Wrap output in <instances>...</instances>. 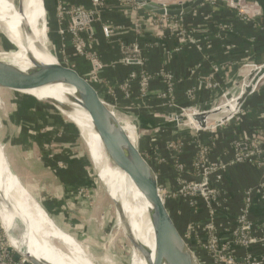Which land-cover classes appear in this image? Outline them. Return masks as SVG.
Returning a JSON list of instances; mask_svg holds the SVG:
<instances>
[{
    "label": "built area",
    "instance_id": "1",
    "mask_svg": "<svg viewBox=\"0 0 264 264\" xmlns=\"http://www.w3.org/2000/svg\"><path fill=\"white\" fill-rule=\"evenodd\" d=\"M213 1L215 0L207 2ZM55 2L58 3L57 10H60V12L56 16V10L54 16L59 21L66 23L69 30V32L61 30V35L66 32L73 35L71 37L73 51L76 55L88 61L89 70L94 71L96 75V71L105 67L115 69V66H124L129 68L128 73L125 75L126 79L117 83V85L122 87L121 94L126 97L125 99H134L133 94L136 93L137 100L139 97H141V100H145L146 95L148 93L150 95V85L155 80H159L165 85V90L162 91L163 97L166 93L167 96H171L173 99L166 100V103H171L169 106L173 110L167 113L166 121L171 120L174 115H180L184 118V123L172 127L173 137L165 139L167 155H162L159 152L155 154V158L159 161V164H167L173 171L176 186L175 190L167 197L185 201L187 208L194 215L199 214L201 208H204L210 214L211 218L209 221L198 219V216H195L197 220L190 221V223L192 222L191 229L197 233H199L201 225L206 226V234L203 237L204 239H201V242L199 241V246L210 252V255H208L210 260L218 264H264V232L262 226L250 215L253 199L257 198L258 202L264 201V99L258 106L261 111L257 116L260 121L258 126L251 130L250 133H242L229 144L221 146L223 142H226L224 140V131L226 129H231L234 134L238 131L237 127L240 126H232L230 121H238L237 125H240V107L245 102L238 107L235 106L232 110L228 108L221 109L223 99H232L231 97L227 98L229 90L226 85L230 84V87L236 89L240 87V92L236 97L240 96L243 92V86L245 84L248 85L250 82L248 76L251 70H259L263 67L264 60L257 62L252 58L253 55H247L244 64H234L236 76L230 77L224 82L219 80L218 74L226 66H211V71L208 74L199 76L195 87L184 91L185 96L191 101H194L197 97H202L201 99H203L206 96L209 97L208 101L188 106L178 105L174 102V97L176 96V88L181 84L182 79L177 78L166 62L160 63L159 71L151 73L148 70V57L145 52H147V48L152 41L148 36L149 31L143 28L142 22L146 19V23L150 26L152 33L156 31L160 38H173L175 41L180 42V46L190 44L197 48L204 46L209 49L211 48L210 39L212 38L208 35L205 38L197 36V32L201 30V25H193L194 27L188 28L183 23L182 16L168 17L148 13L132 0H86L87 4H73L71 0H54ZM246 2L250 5L247 11H254L253 14H249L246 11H242V13L237 11L238 16L246 22L256 21V17L259 15L256 12L260 8L259 3L256 0H246ZM112 10L119 11L129 24L128 27L123 24L116 26L117 32L119 33V28L122 27L123 32H131V38L123 43L126 44L125 46H120L121 54L119 53L117 58L108 62L100 59V63H98L93 58V55L96 56L99 40L96 39L92 20L95 18L100 22V30L105 40L109 39V42L113 43L115 36H111L113 33L112 29L101 18L105 11L109 12ZM196 27H200V29ZM224 31H222L220 25L217 26L219 36ZM82 32L85 35H82ZM87 34L90 40H88ZM229 47L232 49L235 44L231 42ZM163 50L166 52L165 49ZM179 50L180 48L176 49V52ZM168 56L170 58L173 55L168 53ZM247 66L249 68L248 71H243L244 74L242 75L241 68ZM194 68H191V73L202 68V64L197 63ZM240 76L247 77L243 78L244 80L247 79V81L239 86L237 78ZM263 78L264 74L257 80L247 98L255 93L257 87L260 86L259 82ZM112 89V93L107 92L108 95L106 93L105 95L118 106L116 103L118 99L115 95H112L114 94ZM118 107L130 121L132 119L137 121L138 124L136 126L139 128L138 120L130 116L127 111L128 108L125 106ZM210 111H219L222 116L225 115V118H221L222 116L220 118H206L204 121L205 127H201L198 121L194 119V116ZM246 113L247 111L245 110L244 115ZM233 123L236 124L235 122ZM156 129L164 130V127L158 126ZM180 129L182 130V137L177 140L174 135ZM206 130H210V133L205 134ZM205 137L206 139H204ZM210 150L213 152L217 151V154L214 153V156H210ZM193 152L195 155L192 157ZM186 153L189 154L187 160L181 157V155L184 156ZM246 166L257 169L260 172V176L254 185L242 190L236 213L233 216L229 213L228 198L225 193L223 178L225 173L230 170ZM195 188L199 190L188 196L190 190ZM230 221L232 223L226 224L224 229L234 227V230L226 229L227 232L224 237L227 238V241L217 242L221 232H218L219 230L216 231V224L222 225ZM15 252L14 247L11 246L5 233L0 228V264H26L20 256L14 254Z\"/></svg>",
    "mask_w": 264,
    "mask_h": 264
},
{
    "label": "rangeland",
    "instance_id": "2",
    "mask_svg": "<svg viewBox=\"0 0 264 264\" xmlns=\"http://www.w3.org/2000/svg\"><path fill=\"white\" fill-rule=\"evenodd\" d=\"M154 1H159L164 4H174L186 0H154ZM57 6L58 3L55 2L52 8L53 16L56 14ZM205 6H207L206 10H205ZM205 6L203 5L193 12L194 19L196 18V20L201 19L200 21L202 20L206 21L207 19L203 17L208 18L207 16H209L211 13L216 14L217 12L220 11L221 8L234 9L239 13H242V11L248 12L247 9L249 8L250 5L249 3L246 2V0H236V1L215 0L213 2H209ZM262 9L263 8L260 6V8L256 10V12L259 13L258 16H260ZM58 12H60V10H57L56 16L59 14ZM253 12L254 11H249L248 13L253 14ZM119 13L120 12L117 10H112L109 12L105 11V13L101 15V18L104 23H106L108 26L111 27L113 32L111 36H115L113 38L114 40L113 43L109 42V39H106L105 41L108 42V44L115 46L114 49L120 53L121 51L120 46L126 45L123 44L125 42L122 41V37L127 33H131V32H127V33L123 32L122 27L119 28L120 29L119 33L117 32L118 29H116L115 27L120 24L119 22L116 21L115 16H117V18L120 17L121 14ZM46 15H47L46 16L47 22L44 26L45 35L48 33L50 36V33L52 32V28H54V26L50 22L51 16H49V11L47 10V7H46ZM258 20L260 19L258 18ZM92 21H93L92 25L96 22L100 23L95 18ZM191 21L192 19L187 20L183 18V23L188 28L194 27L193 25H198L194 23L192 24ZM56 22H57L56 37L58 39L55 40V44L56 42L57 44L56 45L54 44L53 39L46 37L49 44V50L54 55H56L59 61L66 64L68 67H72L75 69L76 66H74V59H72L73 55H76L72 47L73 44L71 37H73V35L68 33L69 30H68V25L66 23L59 21V19H56ZM196 28L200 29V27H196ZM61 30L68 32L61 35ZM114 31L116 32L115 34ZM67 35L69 39L68 38L66 39ZM82 35L85 34L83 33ZM149 36L152 38L151 40H153V43H151V45L148 47H152L151 49L158 50L159 52L161 51V53L163 54H166L167 52V56L168 53L172 55L176 53L179 54L180 50L176 52V49L182 48L180 46V42L178 41H175L174 43L171 44L168 43L162 46L161 42L163 41V38H160L157 35L156 31H153V33L150 32ZM68 40L70 44H66L68 43ZM88 40H90L89 36H88ZM6 48L7 47L0 34V52L7 50ZM163 49H165L166 52H164ZM168 49L170 50L168 51ZM69 50H72V52L68 53L67 51ZM96 50H97L96 56L93 55V58L96 59V62L100 63L101 57L99 54L101 51L99 50V47H97ZM251 55H253L252 58H254V60L256 61L255 53ZM165 60H166L165 56L163 55V59L162 61L159 62V64L165 63ZM245 60L246 57H243L242 60H240V62L236 64L239 65L244 64ZM159 64L157 66L158 68H159ZM89 67L90 65L88 63V69H86L87 71H81L82 75L85 78L89 79V81H91L94 84L96 89L102 92L103 94L106 93V95H108L107 92L112 93L111 89L113 88L112 91H114V94L112 95H115L117 97L118 100L117 99L116 100L118 102L116 101V103L118 104V106L127 107L128 108L127 111L129 112L130 116L138 120L139 128L150 146L151 156L154 160L156 173L158 175L159 193L162 199L164 201L167 199H170L172 201L174 200L176 202L180 201L181 206L186 208L184 210L187 211L188 214L186 215L188 216L187 218L185 217V215H183V213L185 212L183 209H180L178 211V216L182 221L181 228L183 229V233L185 237L189 240H192L195 243L196 245L195 249L199 250V252H202V258L203 260L205 259L207 264H218L217 262L210 260V258L208 257V255H210L209 251H205L204 247L199 246V241L201 239H204L203 237L206 234L207 231L206 226L201 225L199 229V233H197L193 231V229H191L192 222L190 223V221L197 220L195 216H198L199 217L198 219L201 218V220L209 221L211 218L210 214L207 212V210L201 208L199 214L194 215V213L187 210L185 201L167 197L175 190L174 188L176 186L174 177H172L173 171L172 168L167 164L166 165H162L161 163L159 164V161H157L155 158V154H158L159 152L162 155H167V152L165 150V139L173 137L172 136L173 130L171 129L172 127H164V130H157L156 127H154V125L166 121L165 117L167 116V113L173 111L172 108L169 106L171 103L170 104L166 103V100L167 99L171 100L172 97L167 96L166 93L164 94V97L162 95V91L165 90V85L159 80H156L160 83V88L156 89L152 87V85H150V87H152L150 89V95L148 93L146 95L145 100H141V97H139V99L137 100L136 93L133 94L134 99L131 100L125 99L126 97H124V95L121 94L122 87L117 85L118 82H123L126 79L125 75L122 77L121 81H116L111 83V81L109 82V80L105 75H102V72L106 71L108 67L96 71L97 73L96 75L94 74V71L89 70ZM115 68H117V66H115ZM158 68L152 69L151 73L159 71ZM248 69H249L248 66L245 68L244 67L241 68V74L243 75L244 74L243 71L247 72ZM173 73L175 74V72ZM192 73L195 74L196 71ZM16 75H18V72ZM243 78H247V77L240 76L237 78L239 86L243 82L247 81V79L244 80ZM263 82H264V78L259 82V84L261 85ZM258 89L259 87H257L255 93L258 91ZM239 92H240V87L237 89L234 87H230L227 98L231 97L233 99L239 94ZM16 97L18 99L20 98L18 96ZM14 99L16 98L13 97L11 94L0 93V116L3 118L4 123L10 122L12 126L13 125L17 126V127L15 126V130L18 132L17 142H21L28 135L25 141L26 143L22 141V144L24 145L25 143L27 146H29L30 148L29 151H31V153H29L30 156H27V159L29 160L30 158L31 160V158H33V160L36 161L38 166L41 163L44 165V167L45 165L49 166L48 168L49 169L51 168V170L54 172L53 174H55L58 177L57 181L53 186L54 188L52 190L50 189L51 191L46 190L48 188L46 187L44 182H43L44 184H40L41 187L43 185V188L42 189L41 187L38 188L39 189L38 194L42 197V200L49 197L48 192H52L54 194L53 197L57 198V200H60V202L63 203L64 200L62 199V197L64 190H67L68 192L67 196H71V198L67 197V201H65V203L71 202V199L73 198L72 196H74V198H77L79 196L82 197L84 196L87 199H89L87 203H85L84 206L80 208L72 207V206L69 207L65 205V203L63 204V206L59 207L58 213H56L62 216L61 217L62 225H60L59 228L64 230L65 233L67 232L66 234L72 235L75 238V240L79 241L78 243H80L82 247L91 254V257L97 264H107L108 261L112 262V264H133L130 257V255H132L131 253L132 246L128 238L126 237L125 229L122 228V226H120L117 221V213H121L123 209L122 204L112 199L107 194V192H105L100 182L98 181L93 164L89 157L87 144L82 134L80 133L76 123L69 116L61 114L56 108H54V105H52V103H43L42 105L37 104V107H34L31 104L25 103L24 101H20V100H18L15 103L12 101ZM124 99L129 101L130 103H125ZM174 102L178 105H181L178 101L177 96L174 97ZM240 108L241 109L239 112V117L241 118L240 125H242L245 123L244 112L246 109L244 108V105H242V107ZM20 117H22L24 120L22 121ZM133 121L135 122L136 125L137 121H135L134 119ZM230 122L232 123L231 124L232 126H240L237 125L238 121H230ZM233 122H235L236 124H234ZM19 127L20 128L24 127V128L20 129ZM1 128H2L1 139H2V147H3L0 148L1 161L5 159L8 166L14 172V174L19 179V181L21 183H25L26 187L29 186L32 187V185L29 184V182H31L30 181L31 179H29V182L26 183L25 180H28L27 176L24 173L19 172L14 167L10 156L5 154L4 150L8 146L13 144L14 139L13 138L11 139V137L6 136V134L4 133L5 128L2 124H1ZM209 133L210 130L205 131V134H209ZM174 136H176L177 140L178 138H181L182 130L180 129V131H177ZM237 137L238 135L235 134L233 135V138H237ZM12 151H13L12 155L19 165L20 163L22 165L25 163L29 164L27 162V159H25L24 157L26 153L23 155L24 148H21V150L12 149ZM216 152L217 151L213 152L212 150H210L209 154L210 156H214V153L217 154ZM194 155L195 154L193 152L192 157ZM188 156L189 154L187 153L184 156L181 155V157H184L185 160H187ZM70 170H73L74 177L71 176ZM163 174H165L166 176ZM48 186L51 185L49 184ZM30 189L32 191L31 193L35 195L34 193L36 190H34L33 187ZM198 190H199L198 188H195L194 190H190L188 196H190L193 192ZM64 207L65 209H73L78 213L74 214L69 212L70 213L69 215L64 214L65 213L63 212ZM230 223L232 222L231 221L225 222L222 225L216 224V231L219 230L218 232H221V234L219 233L220 235L217 242L227 241V238L224 237V234H226L227 232L226 229L234 230V227L224 229V226ZM208 236L210 237L209 234ZM11 246L15 247L14 243H11Z\"/></svg>",
    "mask_w": 264,
    "mask_h": 264
},
{
    "label": "bare ground",
    "instance_id": "3",
    "mask_svg": "<svg viewBox=\"0 0 264 264\" xmlns=\"http://www.w3.org/2000/svg\"><path fill=\"white\" fill-rule=\"evenodd\" d=\"M25 3L27 5L25 14L34 35L30 30L19 29L20 20L22 19L12 1L0 0V34L7 47V50L0 52V61L4 62L1 64L13 65H0L1 76L26 79L28 78L26 69L33 67L34 60L43 63L55 61L54 57L56 55L49 50L45 35L44 26L47 22V15L43 1L26 0ZM37 21H40L41 29L37 27ZM17 72L18 75H16ZM86 81L92 83L87 78ZM246 85L243 86V90ZM26 92L34 93L43 100L51 99L63 104L52 105L61 114L69 116L76 123L87 144L89 157L98 181L112 199L122 204L121 213H117L118 224L126 231L131 226L137 238L151 250L149 256L145 259L134 250L131 255L133 264H153V234L150 223L144 215H147L146 210L149 205L124 174V169L129 165L124 145L115 136L101 130L89 118L76 101L73 88L56 84ZM238 98L239 96L235 99L223 100L222 107L220 106L221 109H234ZM133 123L135 124L134 121ZM124 128L133 140L134 134L131 125L125 124ZM0 220L4 223L3 228L4 226L5 228L9 227L11 224L16 226L23 236L22 246L25 247L23 252H28L33 256L37 264H97L91 254L78 243L79 241L53 224L38 201L29 192L25 191L6 160L1 161V157ZM187 240L189 239L186 238L185 241ZM12 243L17 246V242ZM189 248L191 247L189 246ZM193 253L195 257L194 264H199L196 253L194 251ZM107 264H112V262L108 261Z\"/></svg>",
    "mask_w": 264,
    "mask_h": 264
},
{
    "label": "water",
    "instance_id": "4",
    "mask_svg": "<svg viewBox=\"0 0 264 264\" xmlns=\"http://www.w3.org/2000/svg\"><path fill=\"white\" fill-rule=\"evenodd\" d=\"M11 1L22 19L20 20L19 29L23 28L32 31L25 14V8L27 6L25 3L26 0ZM132 1L140 5L142 9L148 13L158 16L183 17L194 12L209 0H186L174 4H164L154 0ZM256 1L264 9V0ZM37 22V27L41 29L39 25L40 21ZM46 37L48 38V33ZM36 46L38 47V44ZM54 59L55 61L50 63L34 60L33 67L26 69V73L28 74V78L26 79H17L0 75V93L24 95L32 97L42 103L63 105L51 99H40L36 95L26 91L56 84H63L73 88L76 101L89 118L98 125L101 130L115 136L124 145V150L129 160V165L124 169V174L138 192L142 194L149 205V208L146 210L147 215H144L150 223L153 234V264H194L195 257L193 250L186 244L184 233L181 232L173 215L167 209L165 201L159 193L156 167L151 156L150 146L141 130L125 117L119 107L105 94L98 91L90 82L86 81V78L80 74L79 71L72 67H68L66 64L59 61L57 57H54ZM1 63L4 62L0 61V65L2 66H13L8 63ZM263 74L264 66L259 70H251L248 76L250 82L237 99L236 107L240 106L245 101L252 91L253 86ZM221 114L222 113L219 111H210L196 115L194 119L198 121L201 127H205L204 121L206 118H220L222 116ZM221 118L224 119L225 115ZM183 123L184 118L182 116L174 115L171 120L164 121L160 124L158 123L154 127H174L177 124L182 125ZM125 124L131 125L134 134L133 140L124 128ZM1 222L4 225L3 221ZM4 232L10 244L12 242H17V246H13L14 250L26 264H37L33 256L28 252H23V248H25L22 246V242L24 241L22 238L23 236L16 230L14 224H11L7 228L4 226ZM125 234L132 246L131 253L136 250L144 259L147 258L151 250L137 238L131 226L128 231L125 230Z\"/></svg>",
    "mask_w": 264,
    "mask_h": 264
},
{
    "label": "crops",
    "instance_id": "5",
    "mask_svg": "<svg viewBox=\"0 0 264 264\" xmlns=\"http://www.w3.org/2000/svg\"><path fill=\"white\" fill-rule=\"evenodd\" d=\"M78 1L79 2H81V1L86 2V0H71V2H73V3L78 2ZM53 5H54V0H49V7L53 8ZM119 14H121V13H119ZM203 18L207 19L206 17H203ZM258 18L260 20H258ZM115 19L117 22H119V24H121V25L123 24V25L128 27L129 24H128V22H126L124 20L125 18L122 16V14L118 18H117V16H115ZM235 19H236V23H234V24H232L229 21L222 22V21H218L215 19H211L209 21H207V20L206 21L205 20L200 21L201 19L197 20V23H195V24L201 25V30H199V32H197L198 33L197 36L205 38L206 35H208L209 37L212 38V39H210L211 48H209V49H206L204 46L197 48L196 46H193L190 44H185V45H181L182 48H180L179 54H177V55L174 54L172 57L169 58V56H167V54H163V53H161V51L159 52L158 50L151 49L152 47L147 48V52H146V55L148 57L147 68L149 69V71H151L152 69L158 68L157 66H158L159 62L162 61L163 55H164L165 59H166L165 60L166 64L169 66V68L173 72L176 73L177 78L179 77L180 79H182L181 84L178 85L176 88V96H177L178 101L181 105L188 106L191 104H198L200 102L208 101V99H209L208 96L203 97V99H201L202 97H200V98L197 97L193 101L194 102L193 103L189 98H187L185 96L184 91L187 89H191V88L195 87V85L197 84V81L199 79V76H204V75L208 74L211 71V66H213V65H217L219 67L222 65L226 66L225 69H221L219 74H218L219 80L221 82H224L228 78L236 76L237 73L235 72L236 68L234 66V62L236 64V63L240 62V60H242L243 57H246L247 55L253 54L256 52L254 47L256 45H259V43L254 38V36L251 34H248V37H246V38L239 37L240 34L234 30L237 27L238 28L239 27H246L248 29L250 22H246V21L242 20L237 15L235 16ZM256 19H257L256 22L259 21V22H257V24L259 25V30L264 31V9H262L260 16H257ZM50 22L53 24L54 28H52V32L50 33V36H48V37L53 39L54 44H55V40L58 39L56 37V25H57L56 17L51 16ZM146 22H147L146 19H145V21L142 22V25L145 27V28L144 27L143 28L145 30H148L150 33L151 28ZM219 25L222 28V31L225 30L224 32H222L221 36H219V34L217 33V26H219ZM93 27L95 30L96 39L99 40V46L98 47H99V50L101 51L99 54L101 59L105 62H108L110 60L117 58V56L119 55V52L114 49L115 46L110 45V44H108V42L105 41V39L101 33V30H100V23H97V22L94 23ZM127 32H129V31H127ZM127 32H125V33H127ZM148 36H149V34H148ZM130 37H131V33H127L126 35H124L122 37V41L127 42L130 40ZM67 38L69 39L68 35H67L66 39ZM232 38L235 39L236 41L235 42L232 41ZM151 39L152 38L150 37V40ZM151 41L153 43V40H151ZM231 41L235 44V47L233 49H231L229 47V44L231 43ZM174 42H175V40L173 38H170V39L164 38L163 41L161 42V44H162V46H164L168 43L171 44ZM56 44H57V42H56ZM66 44H70L69 40H68V43H66ZM66 48H67V45H66ZM67 52L70 53V52H72V50H69ZM72 59H74V66H76L77 68H81L82 71H87L86 69H88V62L83 57H80L78 55H73ZM262 60H264V58ZM198 62H200L202 64V68L198 69L195 74H192L190 72V70H191V68L194 69V67L196 66V64ZM122 67H124V66H119L115 69L108 68V69H106V71L102 72V75H105L107 77V79L111 82L121 81L122 77L124 76V74H122V73H124V71H121ZM91 84L94 86L93 83H91ZM151 85H152V87H154L156 89L160 88V83L156 80L153 81L151 83ZM226 88L229 90L230 84H227ZM102 89H103V87H102ZM2 94H11L13 97L16 98V99L12 100L15 103L21 99V98L18 99L16 97V96H18V94H12V93H2ZM119 94H120V92H119ZM120 96H121V94H120ZM261 96H264V82H263V84H261L259 86L258 91L256 93L252 94L251 96H249L246 99V102L243 104L244 108L247 111V113L244 115V117L246 116V117H248V119L245 120L244 126H242L244 129L243 130L239 129V131H237L235 133L236 135H240L241 131H243V133H250L251 130H253L254 128H256L258 126L260 121L258 120L257 116L259 115V113L261 111L257 112L258 110H260L258 108L257 104H255V105H249V104L257 102L261 98ZM22 101H24L25 103H29L34 107H37V104H40V105L43 104L42 102H39L37 100L34 101L31 99H26L25 96L22 98ZM124 101H125V103H130L129 101H127L125 99H124ZM125 103H123V104H125ZM251 117H253V118H251ZM20 119H22V121L24 120L22 117H20ZM155 119H157V118H155ZM251 119H255V120H251ZM252 121H254L256 123H254ZM1 124L5 128L4 133L6 134V136L11 137V139L12 138L14 139L13 144L8 146L4 150L5 154L10 156L14 167L19 172H22L27 176L28 180H25L26 183H28L29 179H31L30 180L31 182H29V184H31L33 189L36 190L34 193L35 195H33L31 193L32 191L30 188H32V187H30L29 185H28L29 187H26L25 183H21L20 181L19 182L21 183V185L23 186L25 191L29 192L38 201V203L42 206V208L48 212V214L46 213L47 216H49L51 221L53 222V224L57 228H59L60 225H62V219H61L62 216L60 214H59L60 215L59 216L56 213H58V208L63 206V204L67 200V197L71 198V196H67L68 192H67V190H64L63 191V197H62L64 202L61 203L60 200H57V198L53 197L54 194L52 192H48L49 197L42 200V197L38 194L39 193L38 188L41 187L40 184L45 183L46 187L48 188L46 190L51 191L54 188L53 186H54L55 182L57 181L58 177L55 174H53L54 172L51 170V168L50 169L48 168L49 166L45 165V167H44V165L42 163L38 166L36 161L33 160V158H31V160H30V158H29V160L27 159V156H30L29 153H31V151H29L30 150L29 146H27L25 144L26 143L25 141H26V138L28 137V135H27V137H25V139L23 138L24 140H22L25 142L24 143L25 146L22 144V141L17 142L18 132L15 130L16 125L12 126V124L10 122L4 123L3 118L0 116V142H1V147H2ZM23 128L24 127L20 128V129H23ZM233 133L234 132H232L231 129H226L224 131V134H225L224 140H226V142H223L221 144V146L223 144H229L233 139H235V138H233V135H234ZM21 148H24L23 155L26 153L24 155V157H25V159H27V162L29 164L25 163L22 165L20 163V165H19L18 162L14 159V157L12 155V153H13L12 149L21 150ZM70 172H71V176H73L74 175L73 170H70ZM74 172H75V169H74ZM237 173H238V176L233 175V174H237ZM237 173L231 172V174H232L231 178H230V176L229 177L224 176V178H223V184H224V187L226 189L225 193H226L228 199H229V195L235 191V189H234L235 186L238 187V189H239L238 193H241L244 188L251 186V185H254L260 176V172L257 169L248 168L247 166L245 169L239 170V172H237ZM172 174H173V172H172ZM163 175H165V174H163ZM172 177H174V176L172 175ZM231 179H233V180H231ZM49 184L51 186H48ZM42 188H43V185H42L41 189ZM65 205H66V203H65ZM251 206L252 207L250 210L251 211L250 215L256 222H258L259 225L262 226V229L264 232V201L258 202V199L254 198ZM77 208H80V207H77ZM182 208L186 209L185 207H182ZM229 210L231 211L230 208H229ZM63 212H65L64 214H67V215H69L70 213H74V214L78 213L77 211H75L73 209H65V207H64ZM0 228L4 232V228H3V224L1 222V220H0ZM15 228H16V226H15ZM16 230L18 231L17 228H16ZM60 230L65 232L62 229H60ZM203 263L207 264L205 259L203 260Z\"/></svg>",
    "mask_w": 264,
    "mask_h": 264
},
{
    "label": "trees",
    "instance_id": "6",
    "mask_svg": "<svg viewBox=\"0 0 264 264\" xmlns=\"http://www.w3.org/2000/svg\"><path fill=\"white\" fill-rule=\"evenodd\" d=\"M43 6H44V9H45V12H46V7H47V10L49 11V16H53L52 15V8L51 7H49V0H43ZM73 3V2H72ZM75 3H85V4H87L86 2H83V1H81V2H75ZM209 2H205L203 5L205 6L206 4H208ZM74 4V3H73ZM202 5V6H203ZM206 7L207 6H205V10H206ZM238 16V13H237V11L236 10H234V9H230V8H225V9H220V11L219 12H217L216 14H214V13H211L209 16H207L208 18H207V21H209V20H211V19H215V20H218V21H222V22H227V21H229V22H231L232 24H234V23H236V19H235V16ZM211 16V17H210ZM213 16V17H212ZM183 18H185V19H187V20H191L192 19V23H197V20H196V18L194 19V17H193V12L192 13H190V14H187V15H185V16H183ZM257 22H259V21H257ZM257 22L256 21H252V22H250V24H249V28L247 29L246 27H237L236 29H234L237 33H239L240 34V36L239 37H244V38H246V37H248V34H251V35H253L254 36V38L257 40V42L259 43V45H256L255 47H254V49L256 50V52H255V58H256V61L257 62H261V60L264 58V31H260L259 30V25L257 24ZM50 23V22H49ZM51 24V23H50ZM48 36H49V34H48ZM232 41H236L235 39H233L232 38ZM231 41V42H232ZM233 43V42H232ZM146 54V53H145ZM160 65V64H159ZM119 67V66H118ZM77 71H79V73L80 74H82V70H81V68H75ZM121 71H124V73H122V74H124V75H126L127 73H128V71H129V68H127V67H122L121 68ZM176 74V73H175ZM21 99H20V101H22V98L24 97V95H18ZM26 97V99H31V100H34L35 101V99L34 98H32V97H29V96H25ZM264 99V96H261V98L257 101V102H255V103H250L249 105H255V104H257V106H260V102H262V100ZM245 102H246V100H245ZM244 102V103H245ZM254 107V106H253ZM256 107V106H255ZM257 112H260V110H258ZM251 118H253V117H251ZM248 119V117H246L245 116V120H247ZM251 120H255V119H251ZM252 122H254V121H252ZM254 123H256V122H254ZM242 126H244V124H242V125H240V127H237V130L239 131V129H244ZM243 133V131H241L240 132V134H242ZM204 139H206V137L204 138ZM246 167H242V168H239V169H236V170H230L229 172H227V173H225V177L226 176H230V178H231V172H234V173H237V172H239V170H242V169H245ZM234 176H238V173L237 174H233ZM231 180H233V179H231ZM233 188V187H232ZM234 189H235V191L233 192V193H231L230 195H229V199H228V205H229V208L231 209V211L229 210V213L230 214H232L233 216L235 215V213H236V209H237V207H238V204H239V200H240V193H238V187H234ZM74 197V196H73ZM89 199H87L86 197H82V196H79V197H77V198H72L71 199V202H66V205L67 206H72V207H83L84 206V204L85 203H87V201H88ZM67 201V200H66ZM165 205H166V207H167V209L171 212V214L173 215V217H174V219H175V221H176V223H177V225H178V227L180 228V230H181V232H183V229L181 228V226H182V221H181V219H180V217L178 216V211L180 210V209H183L182 208V206H181V203H180V201H172V200H170V199H167V200H165ZM184 210V209H183ZM187 210H189L188 208H187ZM46 211V210H45ZM185 212L183 213V215H185V217L187 218L188 216H186V215H188L187 214V211L186 210H184ZM46 213L48 214V212L46 211ZM187 220V219H186ZM187 242V244L193 249V251L196 253V256H197V258H198V261H199V264H204L203 263V259L201 258V255H202V252H199V250H197V249H195V247H196V245H195V243L192 241V240H187L186 241ZM16 256H19L16 252L14 253Z\"/></svg>",
    "mask_w": 264,
    "mask_h": 264
}]
</instances>
